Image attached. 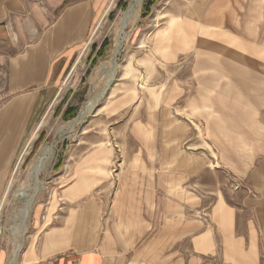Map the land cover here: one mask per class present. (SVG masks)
I'll return each instance as SVG.
<instances>
[{"label":"crops","instance_id":"1","mask_svg":"<svg viewBox=\"0 0 264 264\" xmlns=\"http://www.w3.org/2000/svg\"><path fill=\"white\" fill-rule=\"evenodd\" d=\"M189 1L185 7L181 2L172 6L173 32L164 36V46L158 44L160 52L154 50V56L149 53L138 61L143 71L155 77L159 67L174 65L178 77L154 84L161 93L156 115L136 121L146 147L122 165L118 176L126 172L127 179L120 181L110 205L103 193L99 199L86 201L104 183L114 187L110 175L103 179L111 171L107 164H87L86 157L64 164L59 187L50 192V200L38 202L33 235L13 264H149L150 253H156L155 264H264V129L255 125L254 131L260 132L251 139L254 158L244 175L232 183L240 195L235 202L208 175L213 170L222 175L228 172L210 158L212 143L206 138L202 146L207 149L197 152L198 145L192 142L191 151H185L191 126L177 117V101L191 87L182 83L189 65L183 55L200 49L196 63L204 57L206 67V83L201 88L225 93L216 101L223 109L218 121L220 139H228L231 121H238V137L246 146L244 120L248 117L242 109L260 116L264 111L263 39L255 22L229 17L227 22L215 23L216 13L222 16L230 10L221 0ZM109 5L110 0H76L54 16L50 0H0V205L32 127L50 106L75 55L85 47ZM218 28L220 41L214 38ZM219 43L220 53L208 47ZM190 67V77L202 70L200 65ZM112 91L109 98L118 93V87ZM128 95L118 97L116 105L125 106ZM135 98L127 101L128 106ZM231 107L240 110L237 116H230ZM65 172L69 173L66 181ZM190 188L211 190V194L218 189L212 199L197 193L195 199L190 197L196 218L182 214L186 207L182 208V192ZM173 248L177 250L167 254ZM6 257L1 251L0 264H6Z\"/></svg>","mask_w":264,"mask_h":264},{"label":"rangeland","instance_id":"2","mask_svg":"<svg viewBox=\"0 0 264 264\" xmlns=\"http://www.w3.org/2000/svg\"><path fill=\"white\" fill-rule=\"evenodd\" d=\"M73 1L76 0H50L55 9L54 16L58 10ZM221 1L227 10L230 9L231 12L235 10V13L228 14L229 11H226L222 13V16H217L216 13L218 18L215 19V23L221 24L223 20L227 22L230 17L231 20L236 21L237 19L238 22H255L254 25L258 27L256 29H258L259 34L261 33L263 39L260 46L263 51L261 80L264 83V0ZM180 2L185 7L190 1L158 0L151 3L150 9H146L147 0H140L138 3H134V0H110V5L102 13L85 47L75 55L69 73L63 77L59 88L55 90L50 106L45 109L38 122L32 127L23 153L9 178L4 201L0 205V225L2 228L0 252L4 250L7 256L6 264L15 263L21 251L28 244L31 235H33V230H35L33 222L35 208L40 200H50V192L59 187L58 179L59 175L63 173L64 164L65 166L71 165L78 158L82 160L85 157L87 164H107L111 171L104 173L103 179L110 175L113 178L114 187H111V183H104L101 189L93 190L86 201L93 200L95 196L99 199L103 193L107 206L110 205L112 194L120 181L127 179L128 173L126 172H122L118 176L122 165L130 162L135 157V153L140 152L139 149L146 147L145 142L142 141L143 133L137 130V127H141V125L136 124V121L142 119L147 121L151 115H156L155 112L161 103L158 95L161 93L157 92L158 88L154 84L160 83L162 85L164 81L168 80L173 82V78L178 77L174 65L159 67L160 70L155 77L151 75V71H148L149 75L143 71L138 61L143 55L148 56L149 53H151V57L154 56V50L160 52L157 48L158 44L164 46L162 43L165 41L164 36H171L173 32L174 13L172 6H178ZM132 4H135L134 12L124 27L125 15ZM180 15L182 17V14ZM242 26L244 27L245 24ZM220 31L221 28H218L214 34V38L219 39V41L221 38ZM105 40L109 41V45L103 52V56L94 53L93 47L100 46ZM118 44H121L119 51ZM201 46L207 49L206 43ZM208 47L221 52L220 43L208 45ZM117 52L118 54H116ZM200 52V49H195L191 53L183 55V61L189 65L182 74V83L191 85L188 87V91H185L184 96L177 101V117L187 123L189 122L191 126L189 133L191 140H186L183 148L185 151H191L188 146L194 142L198 145L194 149L200 152L207 149L202 146L207 138L213 145L210 158L214 164L219 163L228 171L223 172L222 175L213 170L208 174L212 176L211 182L223 185L221 190L224 194L229 200L237 202L240 195L236 193L237 189L232 187V183L236 180L235 178L244 175L245 169L250 165L251 159L254 158L252 153L255 147L254 141L251 139L256 137L255 132H260L254 131L255 125H258L259 130L264 129V111L260 116V114L257 115L256 111L242 109L245 112V117H248L244 120L247 122L244 124L247 130L245 131L246 146L242 143L243 140L238 137L240 132L238 121H231V133L228 139H220L222 137V125L218 121L223 116V109L217 106L216 101L221 100L225 93L221 91L207 92L201 88V85L206 83V67L204 57L199 63H196ZM217 57L220 59V54ZM190 65L195 68L200 65L202 70L190 77ZM214 70L220 71L217 68ZM110 71L114 72V75ZM136 83L138 84L136 85ZM134 86H137L138 90ZM116 87H118V93H113L109 98L111 92L115 91L112 90ZM132 88V91H128ZM126 93L129 95L125 101V106H122L121 102L117 106V98ZM145 96H149V100L148 98L141 99ZM133 98L137 101L128 106L127 101ZM92 102H95L93 107H91ZM106 103H108L107 107ZM69 109H74V111L67 115L66 112ZM229 110L231 111L230 116H237V112L240 111L237 107H231ZM134 128L136 132H133ZM47 146H52L53 150L48 165L40 174L41 187L33 199L29 217L23 230L20 231L17 228L13 232V221L15 220L16 225L20 227L22 222L21 212L24 204L19 200V191L28 186V192H33L35 181L31 176V169ZM82 153L85 155L80 157ZM60 163L62 166L55 170ZM95 174L102 176L98 173ZM68 178L69 173L65 172V181ZM115 181L119 182L117 186H115ZM210 191L184 189L182 192L183 202L181 203L182 208L186 206L182 211V214H187L184 217H197V210L194 207L190 208L194 206L191 204L190 197L195 199V193L210 195L212 196L211 199L217 197L214 193L218 189H214L213 194ZM198 208L204 210L202 206ZM143 239H147V236ZM151 249L150 247L149 252ZM175 250L177 249L173 248L167 254ZM138 252L140 254L141 251ZM155 256L156 253H150L146 263H157Z\"/></svg>","mask_w":264,"mask_h":264},{"label":"bare ground","instance_id":"3","mask_svg":"<svg viewBox=\"0 0 264 264\" xmlns=\"http://www.w3.org/2000/svg\"><path fill=\"white\" fill-rule=\"evenodd\" d=\"M138 2H140V0H134V3H138ZM134 5L135 4L131 5L130 10L125 15V22H124V25H123L124 27H125V25L127 23V20L132 16V14L134 12ZM123 33H124V31H123ZM116 54H118V52ZM110 72H112V71H110ZM94 103L95 102L91 103V107H93ZM52 150H53L52 146H47L46 149H44L41 152V155H40L39 159L36 161L35 165L31 169V176H32V178L35 181V184L33 186V192L32 193L28 192V189H29L28 186H26L25 188H22L19 191V200L24 204V206L22 208V212H21L22 222H21V227H20V226L16 225L15 220L13 221V223H12V231L13 232L17 228L20 229V231H22L24 226H25V223H26V221H27V219L29 217V212L31 210L33 199L35 198L37 192L39 191V189L41 187L40 186V174L46 168V166L48 165V163L50 161V158L52 156Z\"/></svg>","mask_w":264,"mask_h":264},{"label":"trees","instance_id":"4","mask_svg":"<svg viewBox=\"0 0 264 264\" xmlns=\"http://www.w3.org/2000/svg\"><path fill=\"white\" fill-rule=\"evenodd\" d=\"M158 0H147V3L145 4V8L146 9H150L151 3L152 2H156ZM109 45V41L105 40L103 43H101L100 46H94V53H96L97 55H101L103 56V52L105 51L106 47ZM74 111V109H69L66 114H70ZM60 166H62V163H60L55 170H58V168H60Z\"/></svg>","mask_w":264,"mask_h":264},{"label":"water","instance_id":"5","mask_svg":"<svg viewBox=\"0 0 264 264\" xmlns=\"http://www.w3.org/2000/svg\"><path fill=\"white\" fill-rule=\"evenodd\" d=\"M121 49V45L118 44V50ZM116 61H117V58H116ZM116 61H115V65H116ZM112 75H114V72H112Z\"/></svg>","mask_w":264,"mask_h":264},{"label":"built area","instance_id":"6","mask_svg":"<svg viewBox=\"0 0 264 264\" xmlns=\"http://www.w3.org/2000/svg\"><path fill=\"white\" fill-rule=\"evenodd\" d=\"M2 232V228H1V225H0V233Z\"/></svg>","mask_w":264,"mask_h":264}]
</instances>
